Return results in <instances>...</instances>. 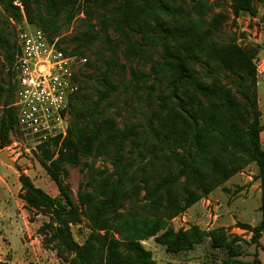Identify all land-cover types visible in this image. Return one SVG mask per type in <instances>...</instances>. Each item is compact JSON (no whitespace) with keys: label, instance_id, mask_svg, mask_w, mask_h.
I'll return each instance as SVG.
<instances>
[{"label":"rangeland","instance_id":"rangeland-1","mask_svg":"<svg viewBox=\"0 0 264 264\" xmlns=\"http://www.w3.org/2000/svg\"><path fill=\"white\" fill-rule=\"evenodd\" d=\"M146 2L154 11L148 14L150 24L159 23L168 30L164 32L156 26H153L154 30L147 29V52L142 56L129 54L124 33L137 42L141 38L127 26H124V33L115 28L117 14L114 9L123 0H82L75 9L57 13L45 8V0H31L32 25L25 19L19 0L12 3L21 13L19 22L6 18L0 5V14H3L0 29L4 30L0 39V87L3 88L0 90V109L6 99L12 104L16 95L14 59L10 64L6 58L21 30L39 29L49 39L57 40L67 53L78 47L75 40H92L89 48L82 47L80 54L72 55L86 58L87 63L76 75L78 96L76 99L74 96L69 107L68 128L73 125L75 116L79 119L78 126L86 127L87 133L104 125L101 133L104 145L96 143L92 154L81 156L77 165L63 166L60 184L80 213V222L70 226L72 240L82 245L91 233L81 198L89 195L100 201L104 197L102 192L106 194L109 188L119 185L127 197L121 201L116 213L125 221L138 226L158 220L165 224L156 235L136 240L157 264H264V235L253 243V232L241 227L244 224L254 227L260 222L261 195L259 182L255 179L256 164L243 153L234 155L233 164L239 171L233 177L172 219H167L160 211L149 210L146 197L147 187L150 189L161 178L176 171L178 166L174 157L184 154L183 148L176 144L180 138L187 139L184 148L187 147L193 131L188 126L186 129L184 122H191V119L179 111L175 101L167 100L162 104L159 99L160 95L168 93L169 78L166 72L153 74L151 67L161 61L159 53L163 37L175 28L190 29L194 39L196 35L204 34L209 43L222 45L233 41L243 49L255 50L257 108L260 123L264 125V0H254L255 17L240 14L237 18L232 13V0ZM215 16H220L221 26H215ZM192 66L199 80L218 79L243 102L233 86L234 77L220 70L215 62L206 63L202 58ZM209 68L215 71L209 73ZM147 75L150 76L148 80L142 77ZM104 77L113 84L114 91L93 112L94 104L105 88ZM8 84L14 89L10 94ZM203 105L208 104L203 102ZM121 131H130L122 143L113 145L110 140L105 141L107 134ZM63 139H49L37 144L17 122L10 132V144L2 150L14 166L0 161V264H69L57 255L54 243L45 241L40 228L49 222V218L25 207L20 199L18 181V176L23 174L35 187L56 197L58 185L41 164L40 150L45 147L55 158ZM213 139L208 134L204 144L211 143L208 153L217 155L222 143ZM260 143L264 150V131L260 133ZM224 159L227 162V158ZM181 186L182 180L175 187L177 194L181 193ZM111 223L113 227L109 232L115 238H121L116 227L118 222L111 220ZM194 227L205 234L221 230L233 250L214 248L207 237L191 250L178 254H168L164 247L155 243V238L167 230L187 232ZM64 257L70 258L68 254Z\"/></svg>","mask_w":264,"mask_h":264},{"label":"trees","instance_id":"trees-1","mask_svg":"<svg viewBox=\"0 0 264 264\" xmlns=\"http://www.w3.org/2000/svg\"><path fill=\"white\" fill-rule=\"evenodd\" d=\"M13 1L0 0V5L6 18L19 22L21 13L13 6ZM19 1L23 7L25 19L29 24H34L31 0ZM81 1L45 0V8L57 13L61 10L75 9ZM146 1L123 0V3L114 9L117 14L115 28L124 33V26H127L141 38V41L137 42L124 33L128 41L127 51L131 55L142 56L147 52V40L149 39L147 29L154 30L153 26H156L164 32L168 30L159 23L150 24L148 14L154 11ZM253 2L254 0H232L233 16L237 18L240 14H248L255 17L257 13ZM2 15L0 14V19ZM213 21L215 26H221L220 16L213 17ZM41 22L44 23V20ZM3 33L4 30L0 29V39ZM150 39L153 40V38ZM91 41L75 40L78 47L68 54H80V48H89ZM163 41L159 53L161 61L151 67V72L155 75L163 72L168 74V93L160 95L159 99L162 104H165L167 100L175 101L179 111L187 115L185 117L188 120L191 119V122H184L186 129L188 126L193 131L187 147L184 148L187 139L180 138L176 144L184 150V154H176L174 157L178 166L176 171L161 178L150 189L147 187V208L162 212L167 219L182 214L215 187L233 177L239 171V167L233 164L234 155L243 153L256 164L255 179L259 182L261 195L260 222L254 227L246 224L241 227L253 232L252 241L256 243L264 235V150L260 143V133L264 131V125L260 123V112L257 108V70L254 64L256 52L252 49H243L233 41L222 45L206 42L204 34L196 35L194 39L190 29L175 28L167 32ZM15 53L16 47L12 46V51L6 58L10 64ZM202 58L206 63L215 62L220 70L234 77L233 86L243 102H240L232 91L218 79L206 82L197 78L192 64ZM214 71V68L208 69L209 73ZM142 77L150 79L148 75ZM103 81L105 88L95 102L93 112L99 107L100 102L114 91V86L108 78L104 77ZM0 90L3 88L0 87ZM13 91V87L8 84L7 92L10 94ZM77 96L78 94L75 99ZM203 102L208 105L204 106ZM191 109H194L191 111L192 114H190ZM78 120L75 116L74 123L68 128L67 135L55 158L54 154L45 147L40 150L41 164L58 185V195L50 197L35 187L27 176L20 174L18 176L20 199L26 208L38 211L49 218V222L40 228V232L47 243L55 244L57 255L69 264H157L150 252L146 251L136 240L156 235L165 224L158 220L147 221L138 226L137 223L125 221L120 214L116 213L121 201L127 197L119 185L109 188L106 194L102 192L104 197L100 201H96L89 195L81 198L80 203L85 206V215L91 224V233L82 245L72 240L70 226L80 222V213L78 206L60 184L63 166L77 165L81 156L92 154L96 143L100 146L104 145L101 140L104 125L87 133L86 127L78 126ZM15 125L14 109L11 102L6 99L0 109V150L10 144V132ZM129 133L130 131H121L107 134L105 141L110 140L109 142L113 145L117 142L120 144L129 137ZM208 134L214 137L213 140L222 143V148L217 155L208 153L212 148L211 143L204 144ZM224 157L227 158V162ZM181 180V193L177 194L175 187ZM111 220L118 222L116 227L121 238H115L109 232L113 227ZM206 237L211 240L214 248L228 250L234 248L227 243L221 230H213L205 234L196 227L187 232L167 230L155 238V243L164 247L168 254H178L201 244ZM64 254H68L70 258H65Z\"/></svg>","mask_w":264,"mask_h":264},{"label":"built area","instance_id":"built-area-1","mask_svg":"<svg viewBox=\"0 0 264 264\" xmlns=\"http://www.w3.org/2000/svg\"><path fill=\"white\" fill-rule=\"evenodd\" d=\"M15 47L17 91L11 106L18 126L37 144L63 139L69 107L79 88L76 75L86 58L69 55L39 29L21 30Z\"/></svg>","mask_w":264,"mask_h":264},{"label":"water","instance_id":"water-1","mask_svg":"<svg viewBox=\"0 0 264 264\" xmlns=\"http://www.w3.org/2000/svg\"><path fill=\"white\" fill-rule=\"evenodd\" d=\"M0 161H1L2 163H4L5 165L11 166V167L14 166V163L11 162V161L8 159L7 153H6L4 150L0 151Z\"/></svg>","mask_w":264,"mask_h":264},{"label":"crops","instance_id":"crops-1","mask_svg":"<svg viewBox=\"0 0 264 264\" xmlns=\"http://www.w3.org/2000/svg\"><path fill=\"white\" fill-rule=\"evenodd\" d=\"M0 164H1V162H0Z\"/></svg>","mask_w":264,"mask_h":264}]
</instances>
